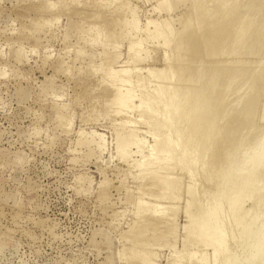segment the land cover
<instances>
[{
    "label": "rangeland",
    "instance_id": "rangeland-1",
    "mask_svg": "<svg viewBox=\"0 0 264 264\" xmlns=\"http://www.w3.org/2000/svg\"><path fill=\"white\" fill-rule=\"evenodd\" d=\"M155 1L0 0V264H130L119 253L131 245L122 235L133 225L139 200L149 207L156 204L158 211L171 204L176 208L174 234L148 246L154 264L201 251L182 242L185 194L175 202H156L144 190L157 189L149 188L147 179L137 180L145 166L135 164L147 157L157 132L148 122H137L141 93L151 86L136 84L164 63V48L147 38L146 28L169 18L177 30V17L188 5L185 1L165 13L152 10ZM132 18L136 30L127 28ZM123 32L127 35L120 38ZM133 42H141L148 53L145 61L125 62ZM258 57L239 59L249 67ZM123 69L129 79L119 86ZM126 90L133 97L127 109L118 110L110 101ZM257 118L253 130L264 134V122ZM120 122L132 133L124 158L113 151L114 127ZM80 137L89 145H77ZM168 166L162 163L159 169ZM171 166L183 188L189 183L187 171ZM195 184L213 190L200 172ZM243 208L253 212V200H245ZM169 222L153 220L155 234L167 232ZM224 240L232 253L240 252L234 227Z\"/></svg>",
    "mask_w": 264,
    "mask_h": 264
},
{
    "label": "bare ground",
    "instance_id": "bare-ground-1",
    "mask_svg": "<svg viewBox=\"0 0 264 264\" xmlns=\"http://www.w3.org/2000/svg\"><path fill=\"white\" fill-rule=\"evenodd\" d=\"M185 1L187 10L177 17V30L169 18L146 28L147 38L164 48V63L136 84V88L151 86L141 93L137 122H148L149 129L157 132L147 157L135 164L145 166L137 180L147 179L149 188L157 189L144 190L156 202H175L181 192L186 196L182 242L201 251L175 256L169 264H264V134L253 130L255 118L264 122V0H156L152 10L167 13ZM117 13L123 14V8ZM135 23L132 18L127 28L136 30ZM126 35L123 32L120 38ZM251 54L259 57L247 67L239 58ZM148 56L141 42L125 50V62L140 63ZM125 72L120 71L119 86L129 79ZM106 80H112L110 72ZM231 95L235 99L227 104ZM132 97V90L118 91L110 104L125 110ZM131 138L127 123H116L114 155L124 158ZM76 144L89 145L82 137ZM153 155L156 158L149 160ZM162 163L169 164L166 170L159 169ZM175 163L188 174L189 183L183 188L170 173ZM199 172L212 191L196 187ZM201 195L208 199L202 202ZM248 199L256 212L243 208ZM135 207L133 225L122 235L131 245L119 256L130 264H154L148 246L174 234L176 208L171 204L158 211L156 204L149 207L140 200ZM164 218L171 225L157 235L153 220ZM233 227L239 253L225 245V235ZM149 228L152 232H147Z\"/></svg>",
    "mask_w": 264,
    "mask_h": 264
}]
</instances>
